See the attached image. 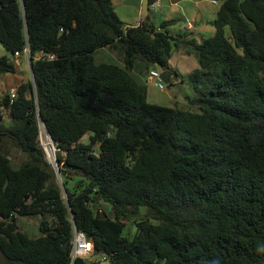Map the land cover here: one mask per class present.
Instances as JSON below:
<instances>
[{
	"label": "trees",
	"instance_id": "trees-1",
	"mask_svg": "<svg viewBox=\"0 0 264 264\" xmlns=\"http://www.w3.org/2000/svg\"><path fill=\"white\" fill-rule=\"evenodd\" d=\"M218 2L198 40L165 29L174 19L126 26L113 0H0V42L29 50L33 75L0 96V264H91L72 257L74 227L113 264H264V0ZM107 47L124 66L95 61ZM180 47L199 111L148 102L133 74L170 70ZM16 68L0 56V74ZM21 215H40L41 235Z\"/></svg>",
	"mask_w": 264,
	"mask_h": 264
},
{
	"label": "rangeland",
	"instance_id": "rangeland-1",
	"mask_svg": "<svg viewBox=\"0 0 264 264\" xmlns=\"http://www.w3.org/2000/svg\"><path fill=\"white\" fill-rule=\"evenodd\" d=\"M115 10L118 16L123 21L124 25L131 26L139 24L141 21H149L156 26L168 19H174V23L167 25V29L171 34L186 35L188 37H194L201 40L203 37H210L215 32V26L213 24V18L215 17L216 8L219 4H213L210 0H180L179 3L173 4V0H159V5L155 9L150 7V11L147 16H143L134 5L126 4L125 0H113ZM195 2H198L201 12H204V18L198 19V9L195 7ZM213 19V20H212ZM193 23V27H187L188 22ZM6 55L10 58H14L12 52H10L0 42V56ZM23 57V63L17 65L16 71L13 73H3L6 77L0 80V85L5 86L6 83L15 87L19 82H26L33 78L31 71V59L30 52L26 50L21 54ZM96 62H111L124 66L123 54L121 51L114 48H102L94 53ZM14 60V59H13ZM169 64L171 65L173 72L171 80L169 82L163 81L166 88L161 90L153 83L148 81V71L145 65L139 62L136 68L133 70V74L141 81L147 84V99L148 102L158 104L167 107H182L199 111V107L190 103L191 98L195 96V89L192 83V79L199 69V64L196 56L193 53H189L183 47L175 49L170 58ZM159 72H163L164 69L160 65L154 66ZM3 83H2V82ZM5 119L9 120V112H5ZM84 142H88V135L83 137ZM39 142L46 152V156L55 172L57 173L58 182L62 186V178L59 173V166L57 161V147L45 127L41 126V132L39 136ZM11 159L14 165H19L25 160V155L16 147L11 146L8 149ZM109 212V205H104ZM141 217L139 215L137 218ZM42 220L40 215L36 216H18V224L22 231L26 232L32 237L41 235L39 224ZM127 227L133 233L135 230L134 219L127 220ZM103 257L102 253H95L92 257L87 258L91 264H98Z\"/></svg>",
	"mask_w": 264,
	"mask_h": 264
},
{
	"label": "built area",
	"instance_id": "built-area-1",
	"mask_svg": "<svg viewBox=\"0 0 264 264\" xmlns=\"http://www.w3.org/2000/svg\"><path fill=\"white\" fill-rule=\"evenodd\" d=\"M213 4H219L218 0H210ZM159 0H150L149 6L153 9L158 7ZM187 27H193V23L190 21L188 22ZM15 56H20L21 54L19 52H15ZM47 57L53 58L54 54H47ZM161 72H159L157 69L153 68L148 72V81L153 83L155 86L159 87L161 90H164L166 88L165 84L163 83V78L161 76ZM11 96L14 97L16 94V89H12L10 91ZM73 249H72V257L73 259L77 257H83V258H89L92 257L95 254V247L94 242L92 239H90L87 234L83 230H79L76 227H74V236H73ZM101 263H110V259L103 255V257L100 259Z\"/></svg>",
	"mask_w": 264,
	"mask_h": 264
},
{
	"label": "crops",
	"instance_id": "crops-1",
	"mask_svg": "<svg viewBox=\"0 0 264 264\" xmlns=\"http://www.w3.org/2000/svg\"><path fill=\"white\" fill-rule=\"evenodd\" d=\"M173 2V4H177V3H179L180 2V0H173L172 1ZM197 3L198 2H195V7L198 9V12H199V14H198V19L199 20H202L203 18H204V12L202 11L201 12V10H200V7H199V5H197ZM149 11H150V9H149ZM215 18V17H214ZM213 18V19H214ZM212 19V20H213ZM14 61H15V63H16V65H21L22 63H23V57L22 56H15L14 55ZM170 71H171V75H172V72H173V69H172V67H171V69H170ZM5 74V73H4ZM171 75H170V77H171ZM6 76L4 75L3 76V73H1L0 74V80H2L3 78H5ZM2 82V81H1ZM23 82V81H22ZM22 82H19V83H17L16 85H14L15 87H12L13 85H11V84H8V83H6V85L5 86H3V85H0V96L4 93V92H10L12 89H16V87L20 84V83H22ZM3 83V82H2Z\"/></svg>",
	"mask_w": 264,
	"mask_h": 264
},
{
	"label": "water",
	"instance_id": "water-1",
	"mask_svg": "<svg viewBox=\"0 0 264 264\" xmlns=\"http://www.w3.org/2000/svg\"><path fill=\"white\" fill-rule=\"evenodd\" d=\"M126 4H130V5H134L137 8H139L141 14L143 16H147L149 13V9H150V0H125ZM170 75H171V71L170 70H164L161 74L163 80L165 82H169L170 81ZM42 123H40V126ZM95 208H97V205H95ZM97 214V213H96Z\"/></svg>",
	"mask_w": 264,
	"mask_h": 264
}]
</instances>
